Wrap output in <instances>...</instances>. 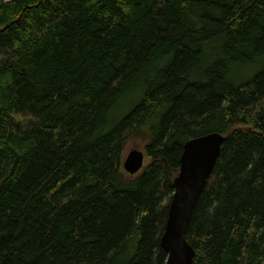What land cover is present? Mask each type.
Segmentation results:
<instances>
[{"label": "trees", "instance_id": "trees-1", "mask_svg": "<svg viewBox=\"0 0 264 264\" xmlns=\"http://www.w3.org/2000/svg\"><path fill=\"white\" fill-rule=\"evenodd\" d=\"M211 132L193 264H264V0H0V264H165L184 145Z\"/></svg>", "mask_w": 264, "mask_h": 264}, {"label": "water", "instance_id": "water-1", "mask_svg": "<svg viewBox=\"0 0 264 264\" xmlns=\"http://www.w3.org/2000/svg\"><path fill=\"white\" fill-rule=\"evenodd\" d=\"M226 137L211 132L192 138L184 145L178 175L173 182L174 193L161 247L167 253L165 264H193L196 250L188 242L186 231L199 197L211 177L221 154ZM146 154L140 149L130 150L123 162L129 175L138 174L146 162Z\"/></svg>", "mask_w": 264, "mask_h": 264}, {"label": "rangeland", "instance_id": "rangeland-1", "mask_svg": "<svg viewBox=\"0 0 264 264\" xmlns=\"http://www.w3.org/2000/svg\"><path fill=\"white\" fill-rule=\"evenodd\" d=\"M148 138L144 134H137L133 136L127 143L126 149H125V156L127 153L132 149H143L145 145L147 144ZM148 163V160L146 159L145 164Z\"/></svg>", "mask_w": 264, "mask_h": 264}]
</instances>
